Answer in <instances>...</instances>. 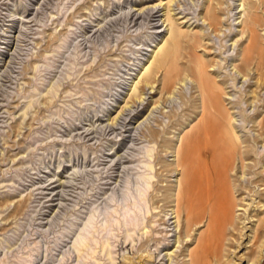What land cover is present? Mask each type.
<instances>
[{"label": "rangeland", "instance_id": "rangeland-1", "mask_svg": "<svg viewBox=\"0 0 264 264\" xmlns=\"http://www.w3.org/2000/svg\"><path fill=\"white\" fill-rule=\"evenodd\" d=\"M241 1L212 0L208 27L207 0H0V264H189L183 226L179 244L166 233L162 193L176 135L196 124L183 130L188 91H160L168 71L181 80L202 66L248 148L234 164L248 206L230 264H251L244 242L264 203V0ZM158 57L155 83L134 91Z\"/></svg>", "mask_w": 264, "mask_h": 264}, {"label": "bare ground", "instance_id": "bare-ground-1", "mask_svg": "<svg viewBox=\"0 0 264 264\" xmlns=\"http://www.w3.org/2000/svg\"><path fill=\"white\" fill-rule=\"evenodd\" d=\"M211 2L212 0H207L203 7L206 15L202 18L203 21L206 20L208 27H211L209 20L217 18L216 15L210 17L208 13ZM241 2L240 5L245 4V0ZM246 3L250 4L249 1ZM168 10L166 6L164 19L168 27L166 32L169 33L170 39L174 40L175 24ZM247 20L249 21V18ZM166 44L165 40L158 51L161 52ZM164 59L158 57L151 62L141 78L133 82L134 91L140 92L138 82L141 80L145 83H155L152 79L164 66ZM153 65L156 67L155 71L152 69ZM207 68L202 66L193 72H187L181 80L173 75L172 71H168L163 79L160 94L163 91L169 92L170 95L177 91H188L187 123L183 130L190 129L196 124L193 129L195 132H178L174 150L170 151L173 159L165 164L166 167L174 165V171L177 173L169 186L163 188V198L172 203L163 218L167 219L166 221L172 220L166 227L173 226L168 230L166 228V233L175 230L177 244L183 226V236L187 242L189 241V244L187 243L189 264H230L233 260L232 246L245 234L244 218L248 206L244 198L245 187L234 175V164L237 157L242 161L248 159V148L247 145L243 146L246 140H243L236 131L234 118L226 107L231 103V99L223 97L217 80L218 75L212 68L211 70ZM208 83L210 86L207 85ZM197 102L200 104V116L194 115L196 122L193 123V119L188 117L198 108ZM207 109L211 111L206 115ZM216 128H219L218 132ZM150 132L155 137L158 135V131L154 128H151ZM247 167L248 165H241L240 177L247 175L245 172ZM161 189L156 190L161 191ZM257 205L259 209L263 207L259 212L262 215L256 219L251 234L244 242V244L248 243L244 247L246 250L244 257L251 264L260 263L261 248L264 246V203L259 200ZM192 242L194 244L190 246ZM171 253L168 254L170 259ZM256 253H260L259 256Z\"/></svg>", "mask_w": 264, "mask_h": 264}]
</instances>
